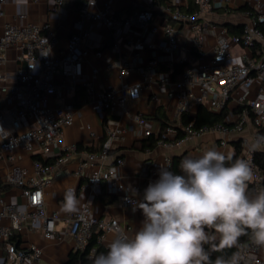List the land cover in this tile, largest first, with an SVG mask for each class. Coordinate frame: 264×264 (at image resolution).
<instances>
[{
  "label": "built area",
  "instance_id": "obj_1",
  "mask_svg": "<svg viewBox=\"0 0 264 264\" xmlns=\"http://www.w3.org/2000/svg\"><path fill=\"white\" fill-rule=\"evenodd\" d=\"M14 1L0 0V15L4 13L5 6ZM113 1L106 0L100 4L99 0H85L78 11L76 30L63 47H57L48 25L35 22L22 25L8 23L0 37V183L20 187L24 198L20 204L11 202L0 189V264H34L43 258L42 246L22 242L24 227L34 231L41 229L46 239L57 237L63 240L69 235L74 239V249H85L94 229L102 231L101 238L109 232H114L115 237L120 234L128 236L127 227L118 218L97 216L89 197L106 193L117 197L123 208H133V201H140L136 191L144 192L145 188L126 183L120 175L123 158L115 157L114 161L111 158L115 146L130 136L123 118L131 120L139 135L148 137L154 134L149 119L134 111L131 103L140 98L143 84L155 77L160 78L163 86L170 87V94L177 99L176 116L180 119L184 114L192 117L187 123H170L162 127L155 134L157 146L179 147L186 139L204 132L220 134V144L226 146L232 136L241 133L248 123L256 128L255 141L264 137V29L259 25L264 23V0H254L246 9L250 21L244 24L242 33L231 34L226 26L219 27L209 57L205 55L204 45L207 29L212 24L204 19V15L213 8L225 6L229 0H195L198 8L193 11L164 4L161 6V23L156 22L151 8L117 17ZM55 2L58 7L64 4V0ZM172 22L187 24L191 28L201 59L189 64L181 79L165 77L159 71L157 58L143 57L145 43L141 37L130 41L131 55L118 62L123 78L118 86L98 88L93 81L100 73L98 67L92 69L91 78H85L84 60L91 53L102 55V51L89 42L88 23L105 24L112 31L114 40L131 26L148 28L163 35L164 50L174 51L180 43L177 28ZM234 46L241 51L234 53ZM10 51L15 52L21 65L13 72H5ZM145 65L149 73L145 71ZM135 70L143 73L144 79L130 83L126 77ZM82 85L89 103L102 115L105 140L98 151L80 155L74 173L85 181L79 186H68L65 193L73 191L76 198L83 199V204L76 211L62 216L58 209L46 207V190L52 185L56 168L72 161L79 148L77 143H73L66 146L60 155L52 159L49 156L64 129L77 120L79 110L73 100L59 104L52 103V99H64L66 93L72 95ZM201 104L224 112L223 121L195 127L192 113ZM180 131L183 136H179ZM254 151L252 145H246L239 158L251 165L253 177L248 185V194L252 196L264 191V171L255 160ZM155 174L156 170L146 168V180H152ZM60 222L64 227L57 230ZM234 246L237 264H264V247L252 241L243 242L240 238ZM94 252L92 248L90 256Z\"/></svg>",
  "mask_w": 264,
  "mask_h": 264
},
{
  "label": "crops",
  "instance_id": "obj_2",
  "mask_svg": "<svg viewBox=\"0 0 264 264\" xmlns=\"http://www.w3.org/2000/svg\"><path fill=\"white\" fill-rule=\"evenodd\" d=\"M84 1L64 0L63 6L58 7L55 0H27L26 10L22 12L18 11L16 1L11 2L5 6L4 13L0 15V37L3 35L4 28L8 23L22 25L27 22H35L41 25H48V30L55 38L57 47H63L67 44L69 36L76 30L75 22L78 19L79 7ZM104 1L106 0H99L100 4ZM164 1L159 0V2L154 3L153 0H114L113 4L117 17L129 15L140 9L151 8L155 13L157 23L163 21L162 5L171 4L179 9L187 5V0ZM218 1L221 0H213V2ZM253 2L254 0H229L225 6L213 8L211 12L204 15V19L212 24L206 32L204 45L206 56H211L213 52L219 27L226 26L229 23L245 24L250 21L245 7L250 6ZM172 23L177 28L180 43L179 48L174 51L164 50L163 35L154 33L148 28L141 29L138 26H131L127 32L122 34L117 40H114L112 31L105 24L94 25L88 23L86 27L90 29L89 42L96 49L101 50L102 55L96 56L91 53L84 60L83 70L85 78H91L92 69L98 67L100 73L93 80L98 88L118 86L123 79L120 76L118 62L122 57L131 55L133 49L130 41L141 37L145 43V48L142 51L143 57L145 59L157 58L160 63L159 71L165 77L173 80L181 79L182 74L173 71L174 64L188 62L189 65L200 62L201 59L199 58V52L195 48L194 32L191 28L187 24ZM115 41L117 42L116 48H114ZM233 51L237 54L241 49L238 46H234ZM20 65L21 62L16 59L15 52L10 51L9 61L4 66V71L13 72ZM145 71L149 73V68L146 65ZM143 79L144 74L137 70L126 77V80L130 83L140 82ZM65 100H73L79 110V116L73 125L64 129L61 138L54 143L52 154L49 158L52 159L54 156L60 155L66 146L73 143H77L79 150L72 161L56 168L52 185L46 190V207L49 210L58 209L62 216L67 214L63 209L66 188L70 185L79 186L85 181L74 173V170L78 167L80 155L88 151H98L105 140L102 115L93 109L89 103L85 87L83 85L80 86L72 95L66 93L64 99L53 98L52 103L62 104ZM177 107L178 101L170 94V87L163 86L159 77L144 83L140 98L131 103V108L134 111L142 113L149 119L150 126L154 131V134L150 136H154L160 131L162 118H166L176 125H181L182 118L180 119L176 116ZM206 107L208 108V106ZM197 109L198 106L194 109L192 116L196 115ZM212 111L220 112L217 110ZM123 120L126 127L130 130V136L127 137L125 142L115 146L111 161H114L115 157L123 158L124 162L120 166L122 179L132 186H143L145 189L149 183L159 179L161 167H169L170 169L168 159L171 160L173 156L186 154L190 157H196L210 148H215L226 156H230L236 154L234 140L242 139L243 149L246 148V145L253 146L256 143L254 140L256 128L248 123L241 133L232 136L226 146L220 144V134L204 132L186 139L179 147L165 148L156 145L154 148H149L143 146L144 140L146 141L149 136L139 135L129 118L125 117ZM255 149L264 150V146L261 144L260 147ZM148 167L156 170V174L150 181L145 178V171ZM0 188H2L1 185ZM2 189L9 201L19 204L24 202L20 187L5 186ZM136 194L141 200L144 192L136 191ZM249 195L252 196L251 194ZM111 197L113 198L112 201L104 202L101 195L91 194L89 203L97 216L101 218H118L127 227L128 237L131 238L142 225L144 219L142 212L139 209L134 211L133 208H123L119 205L117 197ZM77 200L79 201L77 209H79L83 204V199L77 198ZM63 227L64 223L60 222L57 230ZM206 231L220 240L219 234L215 233L214 230L206 229ZM22 236V242L25 245L37 244L44 248L43 258L34 264H47L48 262L64 264L70 252L74 250V239L69 235H66L63 240L57 237L46 239L41 229L34 231L24 227ZM114 238L115 233L109 232L101 238V242L108 245Z\"/></svg>",
  "mask_w": 264,
  "mask_h": 264
},
{
  "label": "clouds",
  "instance_id": "obj_3",
  "mask_svg": "<svg viewBox=\"0 0 264 264\" xmlns=\"http://www.w3.org/2000/svg\"><path fill=\"white\" fill-rule=\"evenodd\" d=\"M25 11L27 0H16ZM264 144V137L252 146ZM180 174L161 167L159 179L149 183L133 210L144 217L141 227L129 238L117 235L107 252L92 257V264H212L204 245L219 234V248H231L250 232L252 242L264 247V191L248 194L253 171L248 161H232L223 152L210 148L180 162ZM79 201L73 191L64 194L63 209L76 211ZM213 247H216L214 244ZM217 257L214 264H237Z\"/></svg>",
  "mask_w": 264,
  "mask_h": 264
},
{
  "label": "trees",
  "instance_id": "obj_4",
  "mask_svg": "<svg viewBox=\"0 0 264 264\" xmlns=\"http://www.w3.org/2000/svg\"><path fill=\"white\" fill-rule=\"evenodd\" d=\"M160 1H164V0H160ZM153 2L156 3V2H159V0H153ZM197 8H198V5L195 2V0H187V5L181 7V9L185 10V11H193ZM248 8H249V6L245 7V9H248ZM259 25H261V27L264 29V23H260ZM226 27L228 28V30L231 34H237V33H242L244 24L229 23L226 25ZM187 67H188V62H183L182 64H174V66H173L174 70L173 71H177L180 74H183V72L185 71V69ZM193 117L195 118V125L194 126L199 128V127L205 126V125H212L216 122H222L223 118H224V112H214V111L208 109L205 105L201 104L198 106L196 115ZM191 119H192V117L187 115V114H184L182 116V122L183 123H187ZM161 120H162V127L171 123L166 118H162ZM262 133L264 135V130H262ZM183 135H184V133L182 131H180L179 136H183ZM157 142H158L157 136H155V135L149 136L146 141L144 140L143 146L149 147V148H154L157 145ZM233 143L236 146V154L227 156V157H231L232 161L239 159V156L242 153L243 148H244L242 139L234 140ZM186 156H187L186 154L173 156L171 158L170 170L176 174H180V171H181L180 167H179L180 162ZM254 158L261 165V168L264 171V150L255 149ZM0 185L2 188L5 187V185H2L1 183H0ZM101 196H102V200L104 202H110L113 199L111 196H108V194H106V193H103ZM208 234L210 236H212L210 232H208ZM101 235H102L101 230L94 229V231L91 235V238L89 239V242H88L87 246L85 247V249H74V250H72L64 264H92V259H91L92 257H94L95 255H97L101 252L106 253L108 250L107 245H105L101 242ZM240 240H242L243 242H247V243L251 242L252 240L250 239V232H248L246 230V234L242 235L240 237ZM219 243H220V240L215 239L210 244L204 245L205 250L209 254L210 261L212 262V264H214V261L217 257H222L225 260H229L234 255V253L236 252L235 246H233L231 248L221 249V248H219ZM213 244L216 247H213L212 246ZM92 248L95 249V252L93 253V256H90V251Z\"/></svg>",
  "mask_w": 264,
  "mask_h": 264
}]
</instances>
